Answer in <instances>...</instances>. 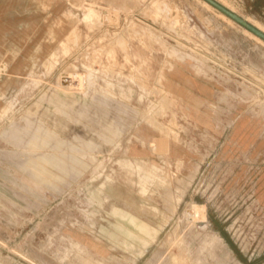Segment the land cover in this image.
Masks as SVG:
<instances>
[{"label":"rangeland","instance_id":"obj_1","mask_svg":"<svg viewBox=\"0 0 264 264\" xmlns=\"http://www.w3.org/2000/svg\"><path fill=\"white\" fill-rule=\"evenodd\" d=\"M12 1L44 41L0 51V264H264V43L204 0Z\"/></svg>","mask_w":264,"mask_h":264},{"label":"crops","instance_id":"obj_2","mask_svg":"<svg viewBox=\"0 0 264 264\" xmlns=\"http://www.w3.org/2000/svg\"><path fill=\"white\" fill-rule=\"evenodd\" d=\"M41 7L29 9L28 4L15 1L0 3V44L2 57L14 53L13 61L20 63L27 58L26 51L30 45L42 43L43 14ZM14 45V49L12 47ZM35 53L38 52L37 46Z\"/></svg>","mask_w":264,"mask_h":264},{"label":"bare ground","instance_id":"obj_3","mask_svg":"<svg viewBox=\"0 0 264 264\" xmlns=\"http://www.w3.org/2000/svg\"><path fill=\"white\" fill-rule=\"evenodd\" d=\"M207 5H209L210 7H213V6H211L209 3H207L206 1H204ZM170 3V2H169ZM163 4V3H162ZM225 4H227V3H225ZM224 4V6L225 7H227L229 10H231V11H233L234 13H237L233 8H230L229 7V5L227 6V5H225ZM168 6V5H167ZM164 9H165V7H163ZM167 8V7H166ZM168 10V9H167ZM94 13V12H93ZM164 13H166V12H164ZM220 13V15H222L223 17H225L226 19H228L229 21H231L232 23H235V24H237L235 21H233L232 19H230L228 16H226L225 14H223L222 12H219ZM91 14H92V11L89 13V14H87L86 16H85V18L86 19H88L90 16H91ZM239 14V13H238ZM246 19V18H245ZM249 23H251L252 25H254L255 27H257L259 30H261V31H263L264 32V28L262 27V26H260L259 24H256V23H254L253 21H251V20H249V19H246ZM177 21V20H176ZM176 23V22H175ZM239 25V24H238ZM240 26V25H239ZM240 27H242V26H240ZM244 30H245V32H247L251 37H254L255 39H257L258 41H261L262 43H264V40H262L260 37H258V36H256L255 34H253V33H251L250 31H248L247 29H245V28H243ZM65 48V47H64ZM164 49V48H163ZM57 56V53L56 52H54L53 54H52V57H56ZM166 56V55H165ZM164 56V57H165ZM183 57V56H182ZM178 58V57H177ZM131 63V62H130ZM208 77V76H207ZM68 78V77H67ZM70 78V77H69ZM80 81H82V80H85L82 76H80V75H74L73 76V85H75V86H78V81L79 80ZM209 79V78H208ZM68 80V79H67ZM63 82H64V80H63ZM70 82V81H69ZM69 82H67V83H69ZM65 83V82H64ZM66 85V84H65ZM72 85V88L74 87ZM69 87V86H68ZM70 88V87H69ZM1 107V106H0ZM5 109V108H4ZM202 110V109H201ZM202 121H203V123H207V121L205 120V117H203V119H202ZM151 126V125H150ZM155 128V127H154ZM158 130V129H157ZM156 130V131H157ZM185 147V146H184ZM167 148H168V146H167V144H166V142H163V140H156V142H154V144H152V147H151V149L153 150V153L155 154V153H157V152H160V151H166L167 150ZM158 155H159V153H158ZM138 158H140L139 160H143V157H138ZM138 158L137 159H135V160H128V163H130V164H133V163H136L137 161L136 160H138ZM138 163V162H137ZM154 169L155 170H159V168H157L156 166L154 167ZM104 187H105V185H103L101 188H103L104 189ZM126 187V186H125ZM103 189L101 190V191H103ZM115 211L116 212H119L117 209H115ZM121 211V210H120ZM122 212H124V211H122ZM129 214V213H128ZM128 214H126L125 212L124 213H122L120 216L123 218V219H126V220H128L127 219V215ZM118 215V214H117ZM131 215V214H130ZM120 216H116V217H120ZM130 219V221L129 222H131L136 228H137V230H139L142 234L143 233H148V227L145 225V224H141V223H139L138 221L139 220H137L136 219V217H134L133 215L131 216V217H129ZM130 223V224H131ZM134 227V228H135ZM136 230V229H135ZM139 232V233H140ZM129 234L130 235H133L134 233L133 232H130L129 231ZM144 234V235H145ZM173 259V262H172V264H187V263H185V260H182L181 262H179L178 260H176V259H174V258H172Z\"/></svg>","mask_w":264,"mask_h":264},{"label":"water","instance_id":"obj_4","mask_svg":"<svg viewBox=\"0 0 264 264\" xmlns=\"http://www.w3.org/2000/svg\"><path fill=\"white\" fill-rule=\"evenodd\" d=\"M207 3H209L211 6L216 8L218 11L222 12L226 16H228L230 19L235 21L237 24L242 26L243 28L247 29L251 33L255 34L256 36L260 37L262 40H264V32L259 30L257 27L249 23L246 19L238 15L237 13H234L233 11L229 10L227 7L222 5L216 0H204Z\"/></svg>","mask_w":264,"mask_h":264}]
</instances>
